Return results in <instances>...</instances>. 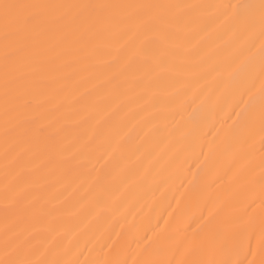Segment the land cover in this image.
Instances as JSON below:
<instances>
[{
    "label": "bare ground",
    "instance_id": "obj_1",
    "mask_svg": "<svg viewBox=\"0 0 264 264\" xmlns=\"http://www.w3.org/2000/svg\"><path fill=\"white\" fill-rule=\"evenodd\" d=\"M30 2L166 5L147 11L170 23L50 34L11 74L7 110L0 40V260L176 264L210 213L260 212L264 35L230 7L260 0ZM217 258L242 259L239 244Z\"/></svg>",
    "mask_w": 264,
    "mask_h": 264
},
{
    "label": "snow or ice",
    "instance_id": "obj_2",
    "mask_svg": "<svg viewBox=\"0 0 264 264\" xmlns=\"http://www.w3.org/2000/svg\"><path fill=\"white\" fill-rule=\"evenodd\" d=\"M166 5H117V4H61L36 3L30 0H0V40L3 41L5 62V106L14 102L13 72L22 70L21 61L30 50L41 49L50 34H59L60 39L75 37L73 29H82L80 35H90L99 26L119 28L122 24L134 25L144 34L159 32L170 23L162 16L151 15L147 10L166 8ZM237 18L244 24L252 25L258 20L264 35V0L259 5L235 4ZM136 9L135 15L123 16L119 9ZM117 39L126 33L113 31ZM119 51V49H117ZM27 103V102H25ZM7 114V111H6ZM44 133V128H39ZM264 184V180H262ZM255 200L246 205L242 214L232 220L214 222L213 214L205 219L200 229L185 234L174 242L173 257L180 253L182 259L176 264H264V192L260 212L249 213ZM190 227V225H189ZM254 241V243H253ZM246 242V243H245ZM240 246L242 259H218L217 253L225 248ZM207 256V258H202ZM0 264H58L57 261L21 260L11 253L5 254ZM151 264V262H145ZM163 264H173L168 259Z\"/></svg>",
    "mask_w": 264,
    "mask_h": 264
}]
</instances>
